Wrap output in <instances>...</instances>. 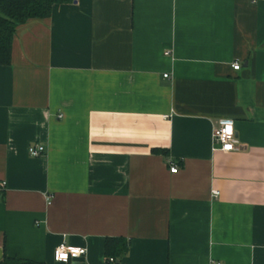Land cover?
<instances>
[{"label": "crops", "instance_id": "crops-1", "mask_svg": "<svg viewBox=\"0 0 264 264\" xmlns=\"http://www.w3.org/2000/svg\"><path fill=\"white\" fill-rule=\"evenodd\" d=\"M107 238L120 264H264V0H75L16 29L0 262L105 264ZM61 244L86 255L58 262Z\"/></svg>", "mask_w": 264, "mask_h": 264}, {"label": "trees", "instance_id": "trees-1", "mask_svg": "<svg viewBox=\"0 0 264 264\" xmlns=\"http://www.w3.org/2000/svg\"><path fill=\"white\" fill-rule=\"evenodd\" d=\"M75 0H0V66L10 64L12 40L16 29L29 20H43L50 16L52 7L70 4ZM158 152L157 150L154 151ZM167 156L165 151H160ZM128 242L122 238H107L104 242L105 260L120 258L128 250ZM0 264H40L18 258L4 257Z\"/></svg>", "mask_w": 264, "mask_h": 264}, {"label": "built area", "instance_id": "built-area-1", "mask_svg": "<svg viewBox=\"0 0 264 264\" xmlns=\"http://www.w3.org/2000/svg\"><path fill=\"white\" fill-rule=\"evenodd\" d=\"M234 71L240 69L238 63L232 65ZM164 77H167L165 75ZM212 150L220 151L222 153H231L238 150V140L235 132V123L233 120H220L216 123L212 132ZM45 153V148L41 145H30L28 147V154L30 157L38 158ZM178 167L176 164H172L170 167V172L172 174L177 173ZM212 195L217 197L218 192H213ZM86 255V249L66 246L64 244L59 245L55 253V260L58 262L67 263L71 259H76ZM105 264H115L113 258L105 260ZM210 264H220L217 261H211Z\"/></svg>", "mask_w": 264, "mask_h": 264}]
</instances>
